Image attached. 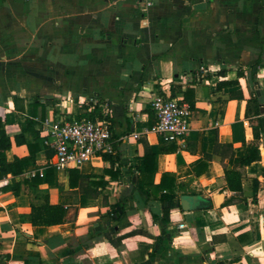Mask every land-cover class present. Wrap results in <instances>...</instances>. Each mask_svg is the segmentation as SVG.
Here are the masks:
<instances>
[{"label":"crops","instance_id":"0c3cea01","mask_svg":"<svg viewBox=\"0 0 264 264\" xmlns=\"http://www.w3.org/2000/svg\"><path fill=\"white\" fill-rule=\"evenodd\" d=\"M158 94L192 105L185 139L154 132ZM254 96L262 114L248 118ZM88 109L110 124L115 163L56 171L45 124ZM0 119L8 163L30 156L29 120L44 147L22 174L0 178V264H264V134L261 159L240 169L241 192L225 178L230 155L243 157L264 125V0H0ZM32 173L66 223L22 220ZM163 178L175 181L174 202ZM183 196L197 209L178 207Z\"/></svg>","mask_w":264,"mask_h":264},{"label":"built area","instance_id":"2783aa9c","mask_svg":"<svg viewBox=\"0 0 264 264\" xmlns=\"http://www.w3.org/2000/svg\"><path fill=\"white\" fill-rule=\"evenodd\" d=\"M150 5V3H148ZM157 124L154 132L164 143H176L191 132L192 109L178 99L156 95L151 103ZM46 146L53 151L50 167L56 171L79 168L96 157L115 152L111 126L88 109L86 117L75 119L61 116L44 126ZM0 169V176H1ZM32 173V176H36ZM39 176L44 178L45 172ZM184 224L179 229H184Z\"/></svg>","mask_w":264,"mask_h":264},{"label":"trees","instance_id":"16d2710c","mask_svg":"<svg viewBox=\"0 0 264 264\" xmlns=\"http://www.w3.org/2000/svg\"><path fill=\"white\" fill-rule=\"evenodd\" d=\"M224 85H232L231 83H226ZM190 107L193 109L192 105ZM262 114V106L259 104L258 97L254 96L248 102V110H247V117L248 118H255L261 116ZM28 132H30L34 137V143L28 145L30 156L29 158L19 159L16 158L13 163H8L6 158V152L12 148V141L7 136L5 125L2 119H0V169H1V177L11 174L13 176H18L24 172V168L27 164L31 162H35L37 154L43 150V140L40 138V133L35 129V122L32 120L28 121ZM253 133H254V140L255 143L249 145L246 148L245 154L243 157H236L233 154L230 155V165L232 168H229L225 172V178L227 181L228 188L233 192H241L242 184H241V177L242 173L240 169L245 168L252 163L259 161L261 159V152L259 150L258 142L262 138V134H264V125L259 123L257 126H253ZM218 150L224 148L222 145H217L216 147ZM228 152L231 151V146L228 145L225 147ZM216 149V153H220ZM117 158V152H114L112 155H105V160H110L115 163ZM155 155L151 152H147L145 156V165L142 168L144 172H151L153 169ZM203 165V163H202ZM153 172V171H152ZM94 177L92 176H85V175H78L76 179L78 181H85L90 180ZM45 180L47 182L52 181V174L48 173L45 176ZM44 179L36 176L32 180L26 181V191L31 200V213L28 216H23L22 220L31 223L33 226L38 227H50L61 225L67 222L68 212L67 210L61 205H51L49 200V192L45 189H41L40 185L43 183ZM144 181H142L143 183ZM97 186H102V182L94 183ZM71 187L76 188L77 185L75 182H71ZM161 188H166L170 190L171 193L164 196V199L169 202H174L176 199L175 191L176 185L175 181L167 180L163 178L161 183ZM82 191L86 195H90V191L81 188ZM108 239L114 243L112 237L108 236Z\"/></svg>","mask_w":264,"mask_h":264},{"label":"water","instance_id":"95a60500","mask_svg":"<svg viewBox=\"0 0 264 264\" xmlns=\"http://www.w3.org/2000/svg\"><path fill=\"white\" fill-rule=\"evenodd\" d=\"M224 201L223 194H217L214 196L215 207H220ZM178 207H181L184 211H192L197 209V199L194 196H183L178 202Z\"/></svg>","mask_w":264,"mask_h":264}]
</instances>
